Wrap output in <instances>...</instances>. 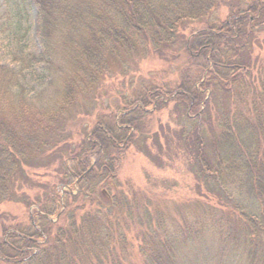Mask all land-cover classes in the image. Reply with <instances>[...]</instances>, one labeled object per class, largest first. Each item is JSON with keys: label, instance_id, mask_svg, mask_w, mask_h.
Segmentation results:
<instances>
[{"label": "trees", "instance_id": "1", "mask_svg": "<svg viewBox=\"0 0 264 264\" xmlns=\"http://www.w3.org/2000/svg\"><path fill=\"white\" fill-rule=\"evenodd\" d=\"M33 2L40 51L26 43L24 0H10L0 26L10 62L0 57V205L30 213L24 224L0 212V264H264V61L252 54L264 0ZM224 7L229 20H214ZM182 53L197 67L189 79L150 78L123 97L117 119L98 118L73 141L69 112L92 114L77 99L97 96L111 67ZM172 102L185 123L175 143L161 127L163 145L144 127L149 109ZM141 137L140 153L183 161L205 189L193 220L167 226L171 212L151 199L113 193Z\"/></svg>", "mask_w": 264, "mask_h": 264}, {"label": "rangeland", "instance_id": "2", "mask_svg": "<svg viewBox=\"0 0 264 264\" xmlns=\"http://www.w3.org/2000/svg\"><path fill=\"white\" fill-rule=\"evenodd\" d=\"M237 1L241 4V2L243 3L246 0ZM9 3L10 0H0V26L7 22L6 15L9 9ZM24 7L27 18L26 27L28 28L26 43L30 50L38 52L41 50L38 41V11L33 0H24ZM217 15L214 20L218 19L222 22L228 21L231 11L229 8L224 7ZM193 27L196 26L194 25ZM254 37L253 57L260 58L264 61V30L256 32ZM5 43L1 42V45L4 46ZM0 57L4 65H10L6 51L2 47L0 48ZM168 60L170 62H165L158 58H140V56H134L128 60L126 67H111L113 76L111 79H107L102 86L98 87L96 91L97 96L87 94L77 99L78 103L84 102L89 109L92 107V114L86 116L74 110H71L69 114L67 113L69 124L74 122L75 125L73 128L75 134L74 132L72 133V136H74L73 141L79 145L84 136L83 128L87 131L88 128L95 124L98 118L106 119L107 116L112 114L117 119L124 106L123 97L132 95L134 90L145 85L150 78L156 77L159 81H165V83L167 82L169 85L172 84L173 87H176L182 79H189L193 75V72L197 70V67H187L190 63L185 53L177 55L175 59L169 57ZM31 78L36 80L34 83L35 86L40 84L36 76H32ZM192 83L194 85L195 82ZM196 87H200V83ZM176 106L177 104L172 102L166 108L158 111L149 109L152 115L147 118L144 134L146 132H151V134L160 133L161 143L165 145L163 135L160 132L161 127H163L165 128L166 134H169L170 140L174 139L175 143L176 136L183 126L182 123H185L181 118L182 116L178 115ZM189 115L194 116V114ZM142 139L143 137L140 138L137 144L139 146L131 148L125 154L118 172L117 191L113 193L119 195L125 193L131 196L132 193L129 189H132L139 197L151 199L155 205H159L158 209H166L171 212V215H167L164 218L167 226L171 227L174 221L182 215L193 220L194 216L198 213V209L196 212L197 205L194 204V201L199 195L201 196L199 198L206 196L205 189H196L193 175L188 171L183 161L167 163L169 157L164 155H161L163 162L155 163L150 161L138 150L142 148ZM148 144L152 149L154 148L152 141L149 140ZM43 172L37 171V174H45ZM48 180H51L50 176ZM67 190L64 187L61 192ZM78 190L79 186H75L71 190V194L76 196ZM21 192L23 194L27 193L31 197L36 194L35 191L26 189ZM204 203L209 205L207 201ZM1 211L12 215L18 222L28 223L30 213L20 205L5 203L0 205Z\"/></svg>", "mask_w": 264, "mask_h": 264}]
</instances>
